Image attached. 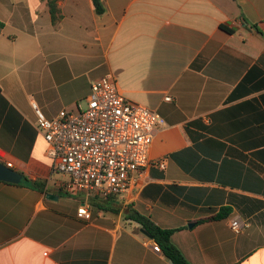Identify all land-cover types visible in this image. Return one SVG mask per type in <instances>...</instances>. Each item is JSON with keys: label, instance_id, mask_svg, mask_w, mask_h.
Wrapping results in <instances>:
<instances>
[{"label": "crops", "instance_id": "1", "mask_svg": "<svg viewBox=\"0 0 264 264\" xmlns=\"http://www.w3.org/2000/svg\"><path fill=\"white\" fill-rule=\"evenodd\" d=\"M103 2L59 0L55 26L45 1L0 0V158L23 176L0 181V264H173L128 207L190 264H264V0ZM106 75L160 120L127 200L80 217L37 123Z\"/></svg>", "mask_w": 264, "mask_h": 264}, {"label": "built area", "instance_id": "2", "mask_svg": "<svg viewBox=\"0 0 264 264\" xmlns=\"http://www.w3.org/2000/svg\"><path fill=\"white\" fill-rule=\"evenodd\" d=\"M91 87L85 110H64L52 120L41 116L37 123L53 169L67 177L59 182L60 189L83 198L80 217H88L94 201L127 200L151 165L150 150L160 120L148 108L129 102L112 75ZM159 165L166 167L163 161ZM231 228L239 233L240 222L233 221ZM153 248L162 252L157 243Z\"/></svg>", "mask_w": 264, "mask_h": 264}, {"label": "trees", "instance_id": "3", "mask_svg": "<svg viewBox=\"0 0 264 264\" xmlns=\"http://www.w3.org/2000/svg\"><path fill=\"white\" fill-rule=\"evenodd\" d=\"M45 1L49 7L52 22L55 26H58L62 15L58 6L59 0H42ZM96 13L103 15L105 13V6L103 0H92ZM24 181L30 184L33 188H39L41 183H32L26 178ZM116 211V210H113ZM117 212V211H116ZM128 221L134 222L139 225V230H144L150 237L157 243L162 253L168 258L173 264H190L189 261L184 257L181 251L172 244L171 237L176 230L162 229L156 225L151 218L140 214L138 211L128 207V212L125 215Z\"/></svg>", "mask_w": 264, "mask_h": 264}, {"label": "water", "instance_id": "4", "mask_svg": "<svg viewBox=\"0 0 264 264\" xmlns=\"http://www.w3.org/2000/svg\"><path fill=\"white\" fill-rule=\"evenodd\" d=\"M23 180L22 174L6 167L4 164L0 162V181L11 183V184H20ZM193 224H190V227ZM143 234L151 238L144 230H141Z\"/></svg>", "mask_w": 264, "mask_h": 264}, {"label": "rangeland", "instance_id": "5", "mask_svg": "<svg viewBox=\"0 0 264 264\" xmlns=\"http://www.w3.org/2000/svg\"><path fill=\"white\" fill-rule=\"evenodd\" d=\"M86 108H87V105H86V106H84V107L82 108V110H83V109L85 110Z\"/></svg>", "mask_w": 264, "mask_h": 264}]
</instances>
